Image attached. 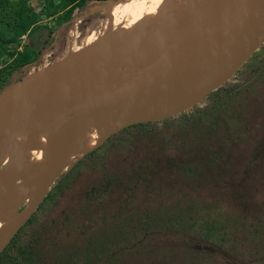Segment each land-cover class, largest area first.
I'll return each instance as SVG.
<instances>
[{
    "label": "rangeland",
    "instance_id": "rangeland-1",
    "mask_svg": "<svg viewBox=\"0 0 264 264\" xmlns=\"http://www.w3.org/2000/svg\"><path fill=\"white\" fill-rule=\"evenodd\" d=\"M38 1L29 2L35 12L41 8ZM82 2L83 7L73 10L70 21L64 19L65 11L55 13L54 17H40L36 24L44 28L41 41L47 37L53 40L50 49L40 46L42 53L37 65L17 70L8 77L7 85L75 50L102 43L108 30L106 12L112 1L100 4L80 0L79 4ZM210 9L205 8L203 13L211 14ZM11 14L7 6L0 10L1 30L5 23H11ZM60 22L62 26L57 30ZM12 36L9 30L3 35L4 38ZM26 41V37H21L17 46L3 44L0 55L15 46L21 52ZM111 41L119 44L123 39ZM3 63L0 68L10 60ZM246 66L220 90L209 93L185 111L193 113L201 122H209L204 126L197 124L196 132H182L170 125L171 121L158 124L157 141L131 154L125 152L131 141L127 143L125 135H120L117 141L121 149L114 161L96 171L80 169L70 189L62 194L43 221L52 228L50 237L60 239V245L53 251L59 255L61 246L68 248L67 255L60 253L67 256L66 261L55 256L49 264H264V82L260 85L258 81L251 95L243 87L239 88L258 68L256 63ZM227 89L236 93L227 96ZM215 110L219 121L210 122ZM107 175L110 179L105 178ZM119 200L124 202V211L116 206ZM172 203L178 204L177 214L184 224L196 223L199 216L195 213L204 212L213 217L215 212H221L220 220L228 230L221 245L215 248L216 244L192 232L182 233L180 237L169 235L159 226H151L146 232L141 230L142 235L137 239L132 234L136 230L133 226L125 229L119 226L107 241L102 240L105 234H98L102 220L120 221L125 216L132 218L134 224V217L142 211L139 208L162 210ZM187 208L192 210L185 211ZM92 232L102 241L98 259L82 249L81 242Z\"/></svg>",
    "mask_w": 264,
    "mask_h": 264
},
{
    "label": "water",
    "instance_id": "water-1",
    "mask_svg": "<svg viewBox=\"0 0 264 264\" xmlns=\"http://www.w3.org/2000/svg\"><path fill=\"white\" fill-rule=\"evenodd\" d=\"M238 4L234 22L210 25L194 18L188 21L187 30L172 40L179 60L176 70L161 63L142 61L134 51L128 50L130 43L123 40L119 44L112 42L110 49H102L95 42L32 71L0 92V136L32 125L53 107L67 110L64 120L70 122L124 121L110 130L103 141L128 126L165 120L187 111L226 83L264 43V0H238ZM206 33L224 35L220 54L182 60L180 41L186 36ZM105 66L132 68L143 74L114 95L92 73L94 68ZM160 104L168 106L157 114L149 110ZM60 171L54 172L41 188V195L17 229L36 210Z\"/></svg>",
    "mask_w": 264,
    "mask_h": 264
},
{
    "label": "bare ground",
    "instance_id": "bare-ground-1",
    "mask_svg": "<svg viewBox=\"0 0 264 264\" xmlns=\"http://www.w3.org/2000/svg\"><path fill=\"white\" fill-rule=\"evenodd\" d=\"M205 8H211V15L203 13ZM238 10V0H115L108 5V30L99 47L110 49L111 40L121 38L142 61L176 70L179 60L172 40L187 30L190 19L210 25L234 22ZM223 40L224 35L219 33L186 36L179 43L182 60L216 57ZM92 73L114 95L143 74L132 68L109 66L94 68ZM167 106L160 104L149 110L157 114ZM67 114L64 108L53 107L32 125L0 136V248L38 200L50 176L99 147L110 130L124 123L70 122L64 120Z\"/></svg>",
    "mask_w": 264,
    "mask_h": 264
},
{
    "label": "trees",
    "instance_id": "trees-1",
    "mask_svg": "<svg viewBox=\"0 0 264 264\" xmlns=\"http://www.w3.org/2000/svg\"><path fill=\"white\" fill-rule=\"evenodd\" d=\"M79 1L80 0H40L37 2V5H41L40 11L35 12L29 3L30 0H19L16 3H12L9 0H0V10L7 6L12 13L11 23L4 24V30L6 32L3 33L4 30L0 29V49L2 50L3 44L8 43H16L15 45L17 46L21 37H26L27 40L21 52H17L16 46L9 52L2 51V54L0 55V63L5 64L3 62L7 60H10V63L6 64L3 68H0V92L9 86L7 85V79L17 70H26L37 65L42 53L39 51L40 46L46 47V50L50 49L53 40H49L47 37L41 41L44 28L37 26L36 24L40 17H54L55 13L65 11L64 19H69L74 9L83 7V2L79 4ZM94 1L100 4L106 2V0ZM108 1L113 2L115 0ZM70 20L71 19L68 21ZM61 23L62 22L56 27L57 30L62 26ZM8 30L13 33V36L10 38H4L3 35H7ZM253 63L258 64V68L250 78H246L242 82V85L239 86V88L243 87V89L247 91L246 93H249L250 95L251 92H253V86H258L256 84L258 81H261L259 83L260 85L264 82V43L242 66L247 65L246 67H250ZM253 81H255V83ZM220 88L221 87L217 88L211 93L217 92ZM234 93H236V91L233 89L226 90L227 96L228 94ZM217 113V110H215L213 114L214 118L212 117L210 122L213 120L219 121ZM169 121H171L169 123L170 125L176 126L182 132L185 130L186 132H196L197 124L204 126L209 123L199 121L193 113L183 112L165 120L128 126L115 135L107 138L99 147L74 161L68 170L57 176L53 185L46 191L44 198L37 206L35 212H33L22 226L16 230L7 245L0 251V264H49L54 261L55 256H57V259L58 257H61V259L65 258L64 261H66L67 256L64 254L67 255L65 251H67L68 248L65 245L61 246L62 250L59 252V255H57L56 250L53 251L54 247L60 245V239L50 237V231L52 228H50V226L47 227V221H43L46 219L51 209L58 203L62 194L70 189L72 179L79 175V172L81 171L80 169L84 168L89 171H96L101 165L112 162V160L114 161L117 152L121 149L119 148V142L117 141L120 138V135H125L124 139H126L127 143L131 141V144L128 146L129 150H125L126 153L131 154L142 150L144 146L149 147L157 141V134L159 131L156 126L158 124L166 125ZM175 122H177V124H175ZM105 178L107 179L109 176L107 175ZM120 200L116 203V206L119 207V211H124V202L122 203ZM177 205L178 204L176 203H172L169 207L154 211L147 206L145 208H139L142 211L139 215L134 217V224L131 223L132 218L125 216L120 221L111 220L110 222H107L106 220H102V227L98 234H105L102 240L107 241L110 236H113V234L116 233L115 230L119 226H121L122 229H125L127 226L130 228L133 226L136 230L132 232V234L137 239L142 235L141 230H145L144 232H146L151 226H154V228L159 226L169 235L174 236L176 234L177 237H180L182 233L192 232L194 234H199L205 241L214 243V246L216 244L215 248L217 245H221V242L225 239L224 237L227 236L228 231L226 230V224L220 220V217H223L221 212H215L213 217L204 215V212L203 214L195 213L194 215L196 217L199 216L196 223L192 221L191 223L184 224V222L181 221V215L177 214V211L180 209ZM172 210L175 211L173 212ZM191 210L190 208H187L185 211L190 212ZM182 214L184 215V212ZM187 229L191 230L188 231ZM197 229L202 231V235ZM88 237L89 238H87L86 241L81 242L83 245L82 249L92 253L94 258L98 259L99 256L96 255L100 248H102V246H100L102 241L97 238L95 232L90 233ZM63 243H65V241ZM61 252H64V254L61 255ZM57 259L54 263L57 262ZM111 263H113V261ZM106 264H110V262H107Z\"/></svg>",
    "mask_w": 264,
    "mask_h": 264
}]
</instances>
